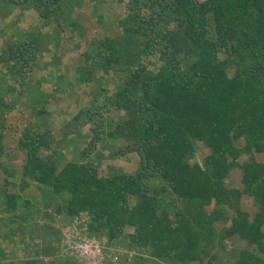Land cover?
I'll list each match as a JSON object with an SVG mask.
<instances>
[{
    "label": "trees",
    "instance_id": "16d2710c",
    "mask_svg": "<svg viewBox=\"0 0 264 264\" xmlns=\"http://www.w3.org/2000/svg\"><path fill=\"white\" fill-rule=\"evenodd\" d=\"M65 1L86 0H0V18L33 10L42 26L68 24L85 37L75 11H61ZM115 4L123 9L118 34L92 37L75 70L80 82L97 76L114 86L102 104L81 110L65 127L69 145L84 127L81 142L90 137L81 160L59 163L51 132L29 120L17 141L21 171L7 170L6 153L18 150L6 152L4 123L19 103L0 97V159L4 185L12 187L0 200L7 208L0 216V264H78L60 257V248L25 258L20 252L35 250L37 238L46 248L63 244L61 226L84 216L90 237L123 251L115 264H264V0ZM35 39L11 40L0 53V65L18 76L17 93L28 94L33 109L48 101L28 90L40 59ZM106 140L115 146L113 158L137 155L135 172L101 173L91 155ZM235 171L240 188L228 186ZM13 177L19 184H11ZM19 214L43 216L53 226L30 229ZM43 256L54 258L47 263Z\"/></svg>",
    "mask_w": 264,
    "mask_h": 264
},
{
    "label": "rangeland",
    "instance_id": "374dc122",
    "mask_svg": "<svg viewBox=\"0 0 264 264\" xmlns=\"http://www.w3.org/2000/svg\"><path fill=\"white\" fill-rule=\"evenodd\" d=\"M100 1V2H99ZM204 3V0H201ZM67 16L72 11H75L74 18L80 23L85 31L84 35L76 30H71L68 24L64 25L63 30L59 26L51 24L42 26L41 20L38 14L33 10H22L20 8L15 9L11 15L6 16L5 20L0 18V53L3 49L4 44H8L9 41L23 42L27 38L35 39L37 48L40 52V59L37 63V68L30 76L29 91L31 95L37 97L48 96L46 101V107L40 108V105L35 106L33 109L32 98L28 94L20 95L17 93L18 83L16 84V90H12L5 94L8 99L18 101L17 108L10 110V113L6 114L7 122L4 123L9 127L5 134V149L6 152L9 149L18 150L17 141L22 135L23 130L26 128L27 123L35 124L40 131H50L53 139L60 148L58 161L59 163L67 161H79L82 158L84 147L87 145L89 138L86 142L82 143L81 140L85 139L86 131L85 127L82 132L85 134L77 136L73 139L69 145V140H65L64 130L67 123L74 118L81 110L93 109L98 104L104 102V97L107 94L114 92V86L107 82H101L99 77L95 76L91 81L85 83L80 82L77 78L76 67L78 61L81 58V54L86 48L88 41L95 35L104 34L107 36H116L117 30V19L118 15L122 14L123 9L115 4V0H86L79 4H74L70 1H65L63 4V10ZM0 11V15H1ZM70 20L72 21L71 17ZM35 30H41V32H35ZM62 30V36H61ZM59 32V33H58ZM37 34V36L35 35ZM41 35V36H40ZM38 38H42V41ZM8 72V67L0 65V74L5 75ZM16 75V74H13ZM113 78L112 73H109ZM103 76V75H101ZM18 76H16L17 78ZM18 81V80H17ZM1 84V82H0ZM11 86H7L10 88ZM12 89V87L10 88ZM26 94V95H25ZM0 97H3L1 91ZM31 98V103L29 99ZM33 106V107H32ZM41 109V113L38 114V110ZM40 115L39 117H37ZM85 136V137H84ZM78 138V139H77ZM69 145V146H68ZM68 146V147H67ZM112 144L106 140L102 147L98 148L95 153L91 155V158H95L94 161L99 169L102 170V174L109 167H117L127 173H133L138 167V157L135 154H129L127 156L113 158ZM110 148V149H109ZM19 152V153H18ZM12 152L6 153L8 163L5 165L7 170L21 171V155L23 152ZM114 153V151H113ZM199 158H203V153H198ZM14 157V159H12ZM259 155L257 158L259 159ZM12 159V160H11ZM0 159V200L3 197V192L12 191V187L6 188L5 184V171L4 162ZM104 171V172H103ZM19 174V173H18ZM7 176V175H6ZM9 179V177H8ZM19 177H13L11 184H19ZM4 185V186H3ZM228 186L240 188L241 187V176L240 172L235 171L228 178ZM18 189H16L17 191ZM28 194V193H24ZM7 196V195H6ZM7 199V198H6ZM250 198L245 201V208L253 213L255 210L251 204ZM26 209L24 208L23 211ZM7 208L6 205H0V216H6ZM20 215V214H19ZM21 220L28 219L29 227L32 229L33 225L38 226L46 223L48 226H53L50 221H42L45 217L30 215V218L21 217ZM47 219V218H46ZM86 217L80 218L76 223L70 224L67 227L61 226L63 244L59 246L47 247L43 245L44 242L37 238L34 242L36 249L23 248L21 255L23 258L25 254H30L34 251L32 256H35L36 251L40 255L46 252H53L56 249H61L62 256H70L78 259V264H112L117 263L121 258L123 251L119 248H109L106 245L105 240L98 238H92L87 233V222ZM57 229V228H56ZM60 229V230H61ZM58 230V229H57ZM49 245V244H48ZM3 248L8 252L12 249L10 245L3 244ZM133 254L129 253V258ZM37 255V254H36ZM54 256H43L42 259L45 262H51ZM21 259V257H19Z\"/></svg>",
    "mask_w": 264,
    "mask_h": 264
},
{
    "label": "crops",
    "instance_id": "0c3cea01",
    "mask_svg": "<svg viewBox=\"0 0 264 264\" xmlns=\"http://www.w3.org/2000/svg\"><path fill=\"white\" fill-rule=\"evenodd\" d=\"M3 77H4V74H0V87L2 88L1 91L3 92V94H7L8 92L10 91H14L16 90V84H17V78H16V75H13V74H10L7 72V74L5 75V79H4V82H3ZM11 86L12 89L10 88H7V86Z\"/></svg>",
    "mask_w": 264,
    "mask_h": 264
}]
</instances>
